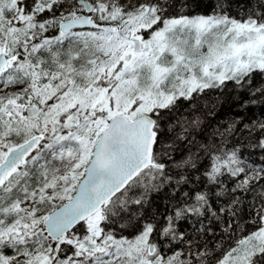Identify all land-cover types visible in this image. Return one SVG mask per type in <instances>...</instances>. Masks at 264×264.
<instances>
[{
  "label": "snow or ice",
  "instance_id": "1",
  "mask_svg": "<svg viewBox=\"0 0 264 264\" xmlns=\"http://www.w3.org/2000/svg\"><path fill=\"white\" fill-rule=\"evenodd\" d=\"M0 264H264V0H0Z\"/></svg>",
  "mask_w": 264,
  "mask_h": 264
}]
</instances>
